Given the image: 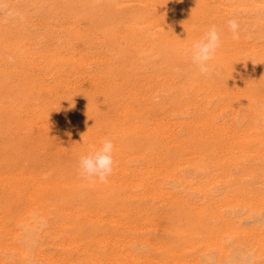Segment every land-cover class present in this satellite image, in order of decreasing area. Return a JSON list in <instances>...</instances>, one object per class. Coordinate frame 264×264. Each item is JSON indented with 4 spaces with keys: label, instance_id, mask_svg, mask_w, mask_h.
Listing matches in <instances>:
<instances>
[{
    "label": "bare ground",
    "instance_id": "bare-ground-1",
    "mask_svg": "<svg viewBox=\"0 0 264 264\" xmlns=\"http://www.w3.org/2000/svg\"><path fill=\"white\" fill-rule=\"evenodd\" d=\"M262 191L264 0H0V264H264Z\"/></svg>",
    "mask_w": 264,
    "mask_h": 264
},
{
    "label": "clouds",
    "instance_id": "clouds-1",
    "mask_svg": "<svg viewBox=\"0 0 264 264\" xmlns=\"http://www.w3.org/2000/svg\"><path fill=\"white\" fill-rule=\"evenodd\" d=\"M227 29L234 40L240 39L239 24L236 19L227 21ZM221 46V30L216 25L209 26L186 49L191 66H194L200 75L211 78L215 74V68L211 62L214 61ZM114 147L113 140L108 137L103 138L99 146L90 144L86 153L79 157V174L92 182L107 183L115 167Z\"/></svg>",
    "mask_w": 264,
    "mask_h": 264
},
{
    "label": "rangeland",
    "instance_id": "rangeland-1",
    "mask_svg": "<svg viewBox=\"0 0 264 264\" xmlns=\"http://www.w3.org/2000/svg\"><path fill=\"white\" fill-rule=\"evenodd\" d=\"M198 185H200V184H198ZM198 187H200V186H198ZM261 193L264 194V191H262ZM261 193H260V195H262Z\"/></svg>",
    "mask_w": 264,
    "mask_h": 264
}]
</instances>
